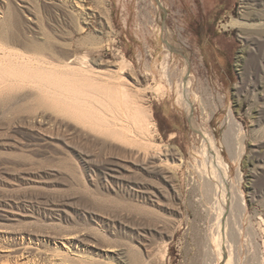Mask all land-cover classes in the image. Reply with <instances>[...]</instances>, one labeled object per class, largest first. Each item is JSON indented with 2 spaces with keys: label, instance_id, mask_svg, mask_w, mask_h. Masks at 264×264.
Listing matches in <instances>:
<instances>
[{
  "label": "rangeland",
  "instance_id": "obj_1",
  "mask_svg": "<svg viewBox=\"0 0 264 264\" xmlns=\"http://www.w3.org/2000/svg\"><path fill=\"white\" fill-rule=\"evenodd\" d=\"M100 3L109 10L110 29L104 20L103 24L100 22L102 19L97 14ZM255 3L252 0H0L8 20L0 23V31L26 32L17 18H30L34 20L30 35L38 39L52 36L71 43L75 53H86L93 62H116L121 53L132 63L136 86L144 90L155 122L150 139L161 149L160 153L168 154L162 167L149 166L162 177L142 172L137 169V159L132 154L136 148L113 144L111 140L103 145L89 144L80 138V129L72 123L63 127L68 135L63 129L59 131L68 141V147L57 146L51 140H42L50 130L39 131L44 133L40 137L38 129L32 127L30 120L36 117L32 102L0 104L2 263L85 264L89 257L107 260L116 253L109 246L139 237L152 243L155 264H160L163 243L167 252L162 264H216V247L206 239L212 229L213 221L209 220L214 212L205 208L204 189L199 186L200 132H204L228 165L230 179L239 181L243 193L246 212L237 240L236 264H264V35L259 41H249L251 37H244L232 24L247 13L260 9L264 13V8H258ZM80 12L82 16L86 13L90 22L83 25L82 31L78 27L82 20L78 23L72 20L81 17ZM243 21L253 23L251 19ZM85 38L88 45L82 42ZM93 38L97 41L94 46L89 43ZM166 43L174 50L167 52ZM166 54H169L167 58ZM186 69L191 107L177 102L181 93L178 86L185 78ZM229 116L239 125V130L232 132L227 126ZM174 150L182 156L181 163L171 155ZM114 166L121 168V181L106 176ZM134 180L161 189V194L153 198L156 204L144 201L135 192ZM21 240L25 249L16 246ZM100 248L107 253H101ZM69 255L77 260L71 262Z\"/></svg>",
  "mask_w": 264,
  "mask_h": 264
},
{
  "label": "bare ground",
  "instance_id": "obj_2",
  "mask_svg": "<svg viewBox=\"0 0 264 264\" xmlns=\"http://www.w3.org/2000/svg\"><path fill=\"white\" fill-rule=\"evenodd\" d=\"M253 2H256L255 5L258 6V8H264V0H252V3ZM97 8V14L102 19L100 22L103 24L104 20V24L110 29L109 10L103 3H100ZM6 14L5 7H0V23L8 22ZM79 15L81 17L75 16L72 20H76L75 22L77 23L82 20V22H79L81 25L78 26L79 30L82 31L85 30V26L89 25L90 22L88 21V15L86 13L83 14V16L82 13ZM248 18L251 19L253 23L249 24L243 21L249 20ZM17 22L28 31H23L22 33L8 30L0 31V104L2 105V103L4 104L7 101L20 102L21 100L32 102L35 105L36 112L34 120L33 118L32 120L28 119L31 121L32 127L35 128L34 130L38 129V131H36L40 137L43 136L44 133L41 134L39 131L50 130V132H48L49 136L47 134L46 139L42 138L43 141L48 139L53 141L54 144L56 143L57 146L68 147V141L66 142V138L62 135L63 133L60 134L59 131L63 129V127L66 128V124L72 123L74 127L80 129L81 134H78L80 138L89 144L103 145L104 141L111 140L112 143L118 142L130 146L132 150L136 148V152L132 154L135 156L134 158L137 159L135 161L137 162V169L149 174L157 173V176L162 177L160 172H155L153 169L151 170L149 166H159L160 168L163 162L167 160L166 156L168 154L160 153L161 149L159 150L158 147L154 146L152 144L153 141L150 139V133L152 129H155V122L152 118L151 108L144 98V90L140 89V85L139 87L136 86L138 82H135L132 63L130 64L121 53L116 62H109V60H98L93 62L90 60L91 58H89L88 54L75 53L72 48L73 44L71 45V43L58 41L52 36L38 39L30 35L29 30L32 29L33 19L27 18L23 20L17 18ZM232 24L239 29L244 37H251L249 41L256 42L260 37L263 38L264 13L261 9L243 15L242 20H235ZM41 26L43 29L45 28L44 25ZM89 37L91 36L89 35ZM86 41L87 39L85 38L82 41L83 44H87L89 40ZM246 41H248V39H246ZM89 43L94 46L97 44V41L93 38ZM166 50L169 52L174 49L168 44ZM168 55L169 54H166V58ZM239 62H241L240 59ZM165 64L167 65V63ZM166 69L167 68L163 69L165 77L168 75ZM187 73L188 70L186 69L185 78H183L181 86H178V88H181V93L179 92L177 96V102H185L191 107L189 101L190 84L187 81ZM159 86L160 85H158V87ZM156 88L155 91L157 90ZM226 124L232 132L240 129L239 125L231 116L226 120ZM53 130L56 131V133H53ZM67 133L66 135H68ZM200 137L202 143V145L200 144L202 160L200 161V165L199 161L197 163L201 166V168L197 166L200 169V174L198 172L199 170L197 172L201 180V182L198 183L199 186L204 189L205 208H211L214 212L209 220L213 221L210 227L212 229H210V235H207L206 239L210 240L216 247V264H236L239 258H237V240L242 227V216L245 211L243 193L239 189V181L237 180L234 182L231 180L232 178L230 179L228 165L224 162L213 140L204 132H200ZM99 140L102 142H99ZM160 145L161 144H159V146ZM178 153L177 150H174L171 155L176 157V159L178 158L179 163H181L182 156L180 158ZM198 168H196V170ZM108 171L109 173L106 175L108 178L115 181L120 180L121 168L114 166L109 168ZM163 179L166 181L164 176ZM132 186L135 192L140 195L144 201L152 204H156L153 198L161 194L160 188H157V186L154 187L153 184L151 185L144 181L137 182L134 180ZM210 212L212 213V211ZM152 215L158 217L155 212H153ZM206 225H208V223ZM147 232L149 235L153 236L151 230ZM22 242L23 240L16 244V246L19 245L20 248L25 249L24 243ZM26 247L28 248V246ZM110 248L116 250L115 255H112L113 257H109L107 260L89 257L84 261L85 264H155L153 261L155 251L152 248V243H146L139 237L121 243L120 245L109 246V249ZM100 252L107 253V250L105 249L104 251L100 248ZM166 252V244L163 243L160 252L161 259L159 258L160 264L163 263ZM103 255L105 256V254ZM239 255L241 256L240 253ZM81 258L82 257H80V259ZM74 259L77 260L76 257L69 255L68 260L73 262ZM1 264L4 263L1 262Z\"/></svg>",
  "mask_w": 264,
  "mask_h": 264
}]
</instances>
